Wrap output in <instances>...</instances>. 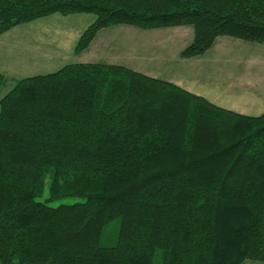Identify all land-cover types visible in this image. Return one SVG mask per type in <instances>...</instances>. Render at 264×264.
Listing matches in <instances>:
<instances>
[{"label": "trees", "instance_id": "obj_1", "mask_svg": "<svg viewBox=\"0 0 264 264\" xmlns=\"http://www.w3.org/2000/svg\"><path fill=\"white\" fill-rule=\"evenodd\" d=\"M53 13L96 32L191 25L264 40V0H0V35ZM82 198L65 203V197ZM117 238L101 246L104 227ZM264 263V112L247 116L128 68L69 63L0 97V264Z\"/></svg>", "mask_w": 264, "mask_h": 264}, {"label": "crops", "instance_id": "obj_2", "mask_svg": "<svg viewBox=\"0 0 264 264\" xmlns=\"http://www.w3.org/2000/svg\"><path fill=\"white\" fill-rule=\"evenodd\" d=\"M193 37L191 25L146 29L112 25L99 29L86 48L74 53V62L122 66L172 83L220 108L247 116L262 114L264 40L222 35L201 55L183 57Z\"/></svg>", "mask_w": 264, "mask_h": 264}, {"label": "rangeland", "instance_id": "obj_3", "mask_svg": "<svg viewBox=\"0 0 264 264\" xmlns=\"http://www.w3.org/2000/svg\"><path fill=\"white\" fill-rule=\"evenodd\" d=\"M94 18L95 15L91 13H53L15 25L3 32L0 35V97L18 79L50 73L74 62L78 32ZM81 200L68 196L62 201L73 203ZM118 225L119 220L116 219L104 227L101 246L115 243ZM153 264H159L158 260L154 259ZM242 264L260 263L246 260Z\"/></svg>", "mask_w": 264, "mask_h": 264}]
</instances>
